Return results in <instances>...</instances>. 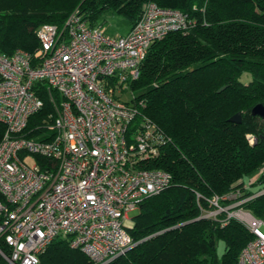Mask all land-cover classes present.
<instances>
[{
  "label": "built area",
  "instance_id": "built-area-1",
  "mask_svg": "<svg viewBox=\"0 0 264 264\" xmlns=\"http://www.w3.org/2000/svg\"><path fill=\"white\" fill-rule=\"evenodd\" d=\"M192 24L178 10L147 3L126 35L110 37L76 10L62 28L36 30L33 56L21 49L0 53L3 264H39L55 240L94 264L109 263L135 246L128 214L171 185L169 173L149 168L171 139L143 114V101L127 103L119 95L139 78L153 43ZM39 84L53 113L46 131L29 138L28 121L43 107ZM230 196L237 200L239 193ZM253 197L224 209L227 196H212L210 210L200 214L215 219L225 213L221 226L235 220L251 234L238 264H264V221L241 208Z\"/></svg>",
  "mask_w": 264,
  "mask_h": 264
},
{
  "label": "trees",
  "instance_id": "trees-1",
  "mask_svg": "<svg viewBox=\"0 0 264 264\" xmlns=\"http://www.w3.org/2000/svg\"><path fill=\"white\" fill-rule=\"evenodd\" d=\"M147 3L178 10L193 23L153 43L139 78L128 84L129 102L143 101V114L171 139L149 168L166 171L172 180L140 204L127 228L135 246L106 264H238L251 234L235 220L221 226L223 214H200L210 210L212 196L238 192L237 200L254 196L241 208L264 221V194L255 196L264 190V173L250 185L255 191L244 181L264 162V123L251 116L255 105H264V0H0V53L21 49L33 56L36 30L62 28L77 8L91 26H99L105 11L133 26ZM38 86L43 107L28 121L29 138L46 131L53 113ZM236 113L240 124L228 121ZM4 132L0 123V142ZM39 264L94 263L55 240Z\"/></svg>",
  "mask_w": 264,
  "mask_h": 264
},
{
  "label": "rangeland",
  "instance_id": "rangeland-1",
  "mask_svg": "<svg viewBox=\"0 0 264 264\" xmlns=\"http://www.w3.org/2000/svg\"><path fill=\"white\" fill-rule=\"evenodd\" d=\"M76 10H78V8ZM76 10H74V11H76ZM97 23L104 30L105 34L110 36V37H117L118 35H123L129 28V25H128L129 22L125 18H123L122 16L117 15V14L113 13L112 11H105L101 15V17L99 18ZM119 97H120V100L123 102L128 103L131 100V95H130L129 91L125 92L122 95H119ZM251 138H252L251 143L253 144L254 138H253V136H251ZM26 163L28 165H33L34 161L31 158H29L26 160ZM262 173H264V162L262 163V166L257 170V172H255L250 177L244 178V181L246 182L245 187L249 186L248 188L251 191H255V188L250 187V185L255 183L257 181L258 177L260 176V174H262ZM262 192H264V190ZM238 201H240V200H235V198L228 195L226 200L224 202H222L220 204V206H221V208L227 209V208H230V206L236 204V202H238ZM138 211H139V209L135 210L133 212H130L128 214V218L131 219V222H133V217L136 216ZM221 214H223L224 218H225L226 214L225 213H221ZM236 222H238V221H236ZM241 226H243V225L241 224ZM243 228L246 229L244 226H243ZM223 252H224V242L222 240H220L217 244V255L220 257L223 254Z\"/></svg>",
  "mask_w": 264,
  "mask_h": 264
},
{
  "label": "water",
  "instance_id": "water-1",
  "mask_svg": "<svg viewBox=\"0 0 264 264\" xmlns=\"http://www.w3.org/2000/svg\"><path fill=\"white\" fill-rule=\"evenodd\" d=\"M225 89V87L220 88L217 93L222 92ZM251 116L259 118L264 123V105L263 104H257L251 109ZM231 123L234 124H240L241 123V113H236L230 119L228 120Z\"/></svg>",
  "mask_w": 264,
  "mask_h": 264
},
{
  "label": "crops",
  "instance_id": "crops-1",
  "mask_svg": "<svg viewBox=\"0 0 264 264\" xmlns=\"http://www.w3.org/2000/svg\"><path fill=\"white\" fill-rule=\"evenodd\" d=\"M97 25H99V24H97ZM129 25V28H128V30L123 34V35H118V36H124V35H126L127 33H128V31L130 30V28L132 27L131 26V24H128Z\"/></svg>",
  "mask_w": 264,
  "mask_h": 264
}]
</instances>
